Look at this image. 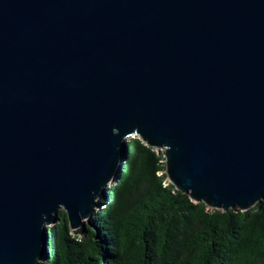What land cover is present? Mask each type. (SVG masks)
<instances>
[{"label":"water","instance_id":"95a60500","mask_svg":"<svg viewBox=\"0 0 264 264\" xmlns=\"http://www.w3.org/2000/svg\"><path fill=\"white\" fill-rule=\"evenodd\" d=\"M132 135L195 203L264 200V0H0V264L84 228Z\"/></svg>","mask_w":264,"mask_h":264},{"label":"trees","instance_id":"16d2710c","mask_svg":"<svg viewBox=\"0 0 264 264\" xmlns=\"http://www.w3.org/2000/svg\"><path fill=\"white\" fill-rule=\"evenodd\" d=\"M126 142L108 200L76 230L60 211L40 264H264V200L236 212L195 203L167 181L162 152Z\"/></svg>","mask_w":264,"mask_h":264},{"label":"rangeland","instance_id":"374dc122","mask_svg":"<svg viewBox=\"0 0 264 264\" xmlns=\"http://www.w3.org/2000/svg\"><path fill=\"white\" fill-rule=\"evenodd\" d=\"M134 136H137V135H132V136H130V138H133ZM138 137V136H137ZM155 150H157L158 152H162L163 153V151H159L158 149H156V148H154ZM112 185H114V183H113V181H111L110 183H108L106 186H105V188L104 189H106V188H108V187H110V186H112ZM103 196V193H101L100 195H99V197L97 198V200L100 198V197H102ZM101 208H104V206H102Z\"/></svg>","mask_w":264,"mask_h":264}]
</instances>
